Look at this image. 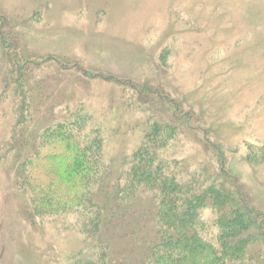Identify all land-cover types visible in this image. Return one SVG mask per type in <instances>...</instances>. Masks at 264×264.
<instances>
[{
    "label": "rangeland",
    "instance_id": "obj_1",
    "mask_svg": "<svg viewBox=\"0 0 264 264\" xmlns=\"http://www.w3.org/2000/svg\"><path fill=\"white\" fill-rule=\"evenodd\" d=\"M169 100L191 122L179 124L166 154L192 164L223 150L264 209V162L246 160L249 146H264V0H0V264L95 253L77 215L28 219L12 139L21 116L39 130L87 116L111 170L139 147L152 115L174 120ZM150 232L136 216L107 222L98 237L113 256L134 258Z\"/></svg>",
    "mask_w": 264,
    "mask_h": 264
},
{
    "label": "trees",
    "instance_id": "obj_2",
    "mask_svg": "<svg viewBox=\"0 0 264 264\" xmlns=\"http://www.w3.org/2000/svg\"><path fill=\"white\" fill-rule=\"evenodd\" d=\"M168 102L174 120L151 114L139 147L111 170L101 161L99 129L86 130L87 116H54L42 130L21 116L12 139L19 140L16 184L30 195L28 219L73 213L95 246L93 256H73L69 264H264V209L229 170L224 151L192 164L166 154L182 134L179 124L191 122L190 113ZM246 160L264 162V146H249ZM140 199V211L127 206ZM136 216L151 228L146 252L113 256L111 243L98 237L104 224Z\"/></svg>",
    "mask_w": 264,
    "mask_h": 264
}]
</instances>
